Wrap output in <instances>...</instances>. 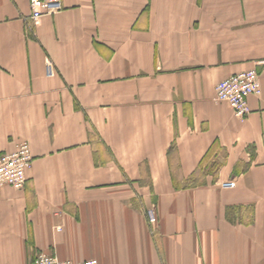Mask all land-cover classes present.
Wrapping results in <instances>:
<instances>
[{"label":"crops","instance_id":"0c3cea01","mask_svg":"<svg viewBox=\"0 0 264 264\" xmlns=\"http://www.w3.org/2000/svg\"><path fill=\"white\" fill-rule=\"evenodd\" d=\"M61 1L0 0V153L32 155L0 264H264V0ZM246 69L238 117L215 86Z\"/></svg>","mask_w":264,"mask_h":264},{"label":"built area","instance_id":"2783aa9c","mask_svg":"<svg viewBox=\"0 0 264 264\" xmlns=\"http://www.w3.org/2000/svg\"><path fill=\"white\" fill-rule=\"evenodd\" d=\"M31 15L34 21L38 20L44 14H56L62 9L61 0H28ZM51 66H48V72L51 73ZM260 93L259 75L255 69H246L236 72L221 81L215 86V101L227 102L238 117H243L250 111L247 105V97L251 94ZM32 155L29 143L21 141L11 152L0 153V187L10 185L15 189H23L26 183L25 169L29 166ZM228 183L226 186H232ZM147 217L150 222L156 220L152 209L147 211ZM58 230L60 226L56 227ZM29 264H98L96 259H87L83 261L61 260L54 254L43 251L35 254Z\"/></svg>","mask_w":264,"mask_h":264}]
</instances>
